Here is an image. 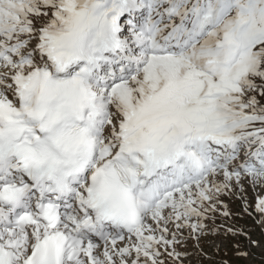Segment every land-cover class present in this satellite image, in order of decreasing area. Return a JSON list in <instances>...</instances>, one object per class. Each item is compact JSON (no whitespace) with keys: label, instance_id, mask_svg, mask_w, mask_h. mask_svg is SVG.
Segmentation results:
<instances>
[{"label":"snow or ice","instance_id":"6c2138e0","mask_svg":"<svg viewBox=\"0 0 264 264\" xmlns=\"http://www.w3.org/2000/svg\"><path fill=\"white\" fill-rule=\"evenodd\" d=\"M246 185L264 0H0V264H184Z\"/></svg>","mask_w":264,"mask_h":264},{"label":"rangeland","instance_id":"374dc122","mask_svg":"<svg viewBox=\"0 0 264 264\" xmlns=\"http://www.w3.org/2000/svg\"><path fill=\"white\" fill-rule=\"evenodd\" d=\"M258 196H264V189L246 185L243 193L237 190L222 197L231 215L224 217L218 212L215 220L209 221V232L198 245L195 240L187 241L182 248L188 252L184 264H264V223L255 212ZM245 202L248 212L244 211Z\"/></svg>","mask_w":264,"mask_h":264}]
</instances>
